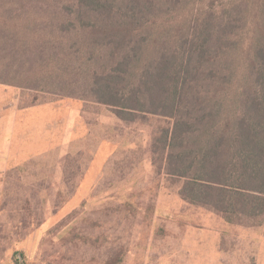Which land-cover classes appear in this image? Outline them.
Listing matches in <instances>:
<instances>
[{"label":"rangeland","instance_id":"1","mask_svg":"<svg viewBox=\"0 0 264 264\" xmlns=\"http://www.w3.org/2000/svg\"><path fill=\"white\" fill-rule=\"evenodd\" d=\"M112 3L110 17L94 0H0V264H264V215L227 219L181 197L186 178L165 164L173 120L66 96L86 95V49L98 37L71 24L132 20L139 3L146 16L134 20L149 26L137 69L168 51L183 56L205 23L230 24L214 97L221 115H239L256 88L264 0ZM52 49L61 57L44 58ZM200 62L190 64L193 83L206 77Z\"/></svg>","mask_w":264,"mask_h":264},{"label":"trees","instance_id":"2","mask_svg":"<svg viewBox=\"0 0 264 264\" xmlns=\"http://www.w3.org/2000/svg\"><path fill=\"white\" fill-rule=\"evenodd\" d=\"M94 1L101 10L97 14L108 12L111 17L118 12L113 0ZM130 11L132 20H75L71 24L98 37L87 46L86 50L93 47L90 56L82 58L85 64H93L86 95L73 92L66 96L92 97L120 114L170 118L174 125L164 143L169 152L165 164L168 174L186 178L181 197L227 219L264 215V50L257 54L254 92L244 99L239 115L223 116L224 103L214 96L220 93L219 80L227 77L216 61L217 49L226 52L232 44L230 24L217 28L205 23L201 37L186 44L184 57L168 51L137 69L147 41L143 29L148 20L134 18L141 19L147 11L139 3ZM52 50L44 58L61 57L58 50ZM63 54L70 57V53ZM197 56L207 69L206 77L193 83L192 75L197 72L191 71L190 64ZM44 68L43 72L48 70ZM76 71L80 75L77 66L72 73L77 75ZM78 84L74 75L72 86Z\"/></svg>","mask_w":264,"mask_h":264}]
</instances>
